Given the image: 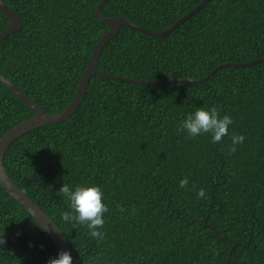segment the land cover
I'll return each instance as SVG.
<instances>
[{"label":"trees","instance_id":"trees-1","mask_svg":"<svg viewBox=\"0 0 264 264\" xmlns=\"http://www.w3.org/2000/svg\"><path fill=\"white\" fill-rule=\"evenodd\" d=\"M3 1L23 27L0 43V72L47 114L65 110L109 30L96 16L101 0ZM200 2L108 0L102 14L160 32ZM8 26L0 8V33ZM255 59L264 60V0H209L163 37L123 25L97 67L170 80ZM200 106L232 117L228 136L213 143L209 134L177 131L184 113ZM33 115L0 82V137ZM232 133L245 137L235 152ZM4 167L62 230L75 264H226L234 240L229 264H264V62L227 66L204 82L139 85L94 75L78 110L16 140ZM63 183L100 186L103 239L63 220ZM0 237V264H46L58 253L1 185Z\"/></svg>","mask_w":264,"mask_h":264},{"label":"water","instance_id":"water-1","mask_svg":"<svg viewBox=\"0 0 264 264\" xmlns=\"http://www.w3.org/2000/svg\"><path fill=\"white\" fill-rule=\"evenodd\" d=\"M209 0H202L197 6H195L192 10H190L186 15L181 17L176 23L167 28L164 31H153L142 27L132 21L131 19L118 16L108 18L102 14V8L108 2V0H101L96 8V16L97 18L107 24L109 26V30L102 36L99 42L96 44L94 51L91 54L89 64L85 71L83 72L79 84L77 86V90L75 96L73 97L70 105L63 111L59 113L47 114L42 106H40L33 99L28 97L24 92H22L12 81H10L6 76H4L0 72V82L4 84L6 88H8L17 98L23 101L33 112L34 115L27 120H24L17 124L16 126L9 129L0 137V185L36 220V222L46 231V233L51 237L53 242L56 245V248L59 251L68 250L71 252L69 244L64 236L62 230L59 226L54 222L51 217L36 203L34 202L26 192L21 189L17 183L9 176L5 167H4V155L9 147L18 139L26 135L27 133L41 128L45 125H51L60 123L70 116H72L82 104L85 95L87 93L88 85L90 79L94 75H101L106 78H111L114 80L131 82L139 85H150V84H167V83H175V82H204L212 77L219 69L232 66H249L258 62H264L261 59H255L248 63H228L221 64L214 68L207 76L204 78H177L170 80H149L142 81L128 77L111 75L105 72H102L98 69L97 64L100 58V55L104 49V47L108 44L110 40H112L115 36L118 35L120 29L123 25L130 26L142 33H145L150 36L155 37H163L172 31H174L177 27L183 24L187 19H189L192 15L197 13ZM0 8L4 13H6L9 17V26L0 33V43L9 35L17 32L23 27V20L14 12L3 0H0ZM205 226H208L204 223ZM237 245V241H233V247L228 253L226 264H229L232 252ZM72 255V254H71Z\"/></svg>","mask_w":264,"mask_h":264},{"label":"clouds","instance_id":"clouds-1","mask_svg":"<svg viewBox=\"0 0 264 264\" xmlns=\"http://www.w3.org/2000/svg\"><path fill=\"white\" fill-rule=\"evenodd\" d=\"M233 123L229 114L221 115L215 106L194 107L184 113L177 131L186 132L189 137L209 134L213 143L221 141L229 135V126ZM245 137L242 134L232 133L229 152H235L237 145L243 143ZM188 183L187 178L179 181L181 187ZM67 202V210L63 213V220L74 225H82L88 230V234L94 238H104L101 231L105 223V213L108 206L104 202V194L99 185L82 183L70 185L63 183L58 190ZM197 196H205L203 188L198 189ZM4 243L0 237V245ZM46 264H75L71 252L61 250L55 256L49 257Z\"/></svg>","mask_w":264,"mask_h":264}]
</instances>
